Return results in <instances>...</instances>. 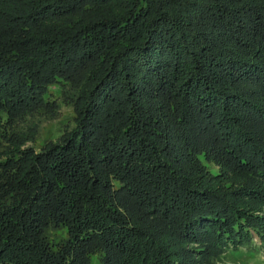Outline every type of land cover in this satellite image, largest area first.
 I'll use <instances>...</instances> for the list:
<instances>
[{
    "label": "trees",
    "instance_id": "obj_1",
    "mask_svg": "<svg viewBox=\"0 0 264 264\" xmlns=\"http://www.w3.org/2000/svg\"><path fill=\"white\" fill-rule=\"evenodd\" d=\"M263 134L264 0H0V264H212Z\"/></svg>",
    "mask_w": 264,
    "mask_h": 264
},
{
    "label": "rangeland",
    "instance_id": "obj_2",
    "mask_svg": "<svg viewBox=\"0 0 264 264\" xmlns=\"http://www.w3.org/2000/svg\"><path fill=\"white\" fill-rule=\"evenodd\" d=\"M72 111L68 105H63L59 109L56 118L52 120L42 119L40 122L41 139L47 137L50 132L55 133L59 130L61 120L70 119ZM66 123V121L64 122ZM256 130L258 125L252 123ZM257 131V130H256ZM264 139V134H263ZM31 143L29 142L28 145ZM40 142L34 146L38 150ZM213 158V157H212ZM208 169L211 172H216L218 176L213 178L211 185L218 190L224 198L231 201L241 214L245 213L248 218L254 221V226L251 225L249 236L241 238V242L237 247H233L232 243L224 249L219 258H210L212 264H264V199L260 194H247L244 189H255L264 194V180L255 179L247 173L232 168L228 163H225L220 156L216 159H209ZM205 174L210 178L213 177L207 171ZM244 190V191H243ZM190 246H197V243H189ZM196 264H205L204 260L195 257ZM199 262V263H198Z\"/></svg>",
    "mask_w": 264,
    "mask_h": 264
}]
</instances>
